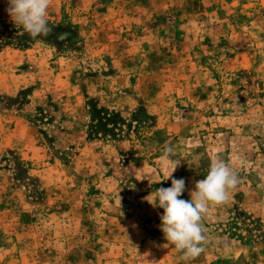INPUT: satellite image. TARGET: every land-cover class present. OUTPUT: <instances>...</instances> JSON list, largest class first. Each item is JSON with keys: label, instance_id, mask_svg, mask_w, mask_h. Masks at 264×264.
Instances as JSON below:
<instances>
[{"label": "rangeland", "instance_id": "374dc122", "mask_svg": "<svg viewBox=\"0 0 264 264\" xmlns=\"http://www.w3.org/2000/svg\"><path fill=\"white\" fill-rule=\"evenodd\" d=\"M7 7L0 264H264V0H52L37 38ZM216 157L239 183L185 262L147 198Z\"/></svg>", "mask_w": 264, "mask_h": 264}, {"label": "clouds", "instance_id": "9594fccd", "mask_svg": "<svg viewBox=\"0 0 264 264\" xmlns=\"http://www.w3.org/2000/svg\"><path fill=\"white\" fill-rule=\"evenodd\" d=\"M6 12L13 24L31 38L47 35L51 29L48 23L52 0H7ZM161 166L165 179L181 163L173 146H165L161 153ZM237 164L228 163L219 157L213 158L207 174L190 190V199L180 198L185 191L183 178L171 179L170 187H161L147 198L154 207L163 209L159 228L167 241L166 247H174L185 262L201 255L206 243L203 219L211 206L228 202L229 192L239 183Z\"/></svg>", "mask_w": 264, "mask_h": 264}]
</instances>
